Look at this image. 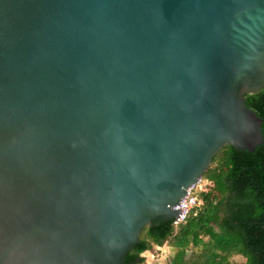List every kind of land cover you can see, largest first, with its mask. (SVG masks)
I'll return each instance as SVG.
<instances>
[{
  "label": "water",
  "instance_id": "95a60500",
  "mask_svg": "<svg viewBox=\"0 0 264 264\" xmlns=\"http://www.w3.org/2000/svg\"><path fill=\"white\" fill-rule=\"evenodd\" d=\"M262 87L264 0H0V264H122Z\"/></svg>",
  "mask_w": 264,
  "mask_h": 264
},
{
  "label": "trees",
  "instance_id": "16d2710c",
  "mask_svg": "<svg viewBox=\"0 0 264 264\" xmlns=\"http://www.w3.org/2000/svg\"><path fill=\"white\" fill-rule=\"evenodd\" d=\"M245 97L261 118V143L252 151L220 147L184 219L143 226L122 264H142L143 251L162 245L171 248L162 264H264V87Z\"/></svg>",
  "mask_w": 264,
  "mask_h": 264
},
{
  "label": "rangeland",
  "instance_id": "374dc122",
  "mask_svg": "<svg viewBox=\"0 0 264 264\" xmlns=\"http://www.w3.org/2000/svg\"><path fill=\"white\" fill-rule=\"evenodd\" d=\"M204 180H200L196 186L202 187ZM171 254V248L166 245L159 247H152L149 250L143 251L140 255L143 256L144 261L142 264H162L167 261V257Z\"/></svg>",
  "mask_w": 264,
  "mask_h": 264
},
{
  "label": "built area",
  "instance_id": "2783aa9c",
  "mask_svg": "<svg viewBox=\"0 0 264 264\" xmlns=\"http://www.w3.org/2000/svg\"><path fill=\"white\" fill-rule=\"evenodd\" d=\"M197 183L187 188L185 195L181 198L179 204L176 206V208L179 209V212L175 217L171 218V224L173 226H176L179 222H181L188 210L196 204L195 196L193 195V188L197 185Z\"/></svg>",
  "mask_w": 264,
  "mask_h": 264
}]
</instances>
